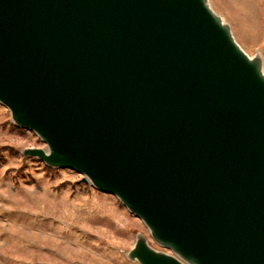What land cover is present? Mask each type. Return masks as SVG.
I'll use <instances>...</instances> for the list:
<instances>
[{"label": "water", "instance_id": "95a60500", "mask_svg": "<svg viewBox=\"0 0 264 264\" xmlns=\"http://www.w3.org/2000/svg\"><path fill=\"white\" fill-rule=\"evenodd\" d=\"M0 105L148 231L137 264H264V71L209 0H0Z\"/></svg>", "mask_w": 264, "mask_h": 264}, {"label": "rangeland", "instance_id": "374dc122", "mask_svg": "<svg viewBox=\"0 0 264 264\" xmlns=\"http://www.w3.org/2000/svg\"><path fill=\"white\" fill-rule=\"evenodd\" d=\"M209 2L239 46L261 56L264 71V0ZM23 148L45 145L0 105V264H137L125 256L137 233L157 248L115 197L72 170L23 156Z\"/></svg>", "mask_w": 264, "mask_h": 264}]
</instances>
